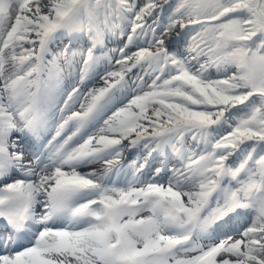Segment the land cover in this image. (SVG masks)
<instances>
[{"label":"snow or ice","instance_id":"1","mask_svg":"<svg viewBox=\"0 0 264 264\" xmlns=\"http://www.w3.org/2000/svg\"><path fill=\"white\" fill-rule=\"evenodd\" d=\"M0 264H264V0H0Z\"/></svg>","mask_w":264,"mask_h":264},{"label":"rangeland","instance_id":"2","mask_svg":"<svg viewBox=\"0 0 264 264\" xmlns=\"http://www.w3.org/2000/svg\"><path fill=\"white\" fill-rule=\"evenodd\" d=\"M75 75V74H74Z\"/></svg>","mask_w":264,"mask_h":264}]
</instances>
